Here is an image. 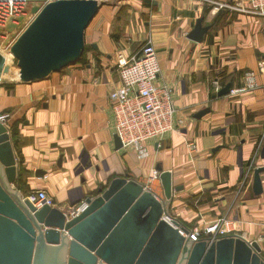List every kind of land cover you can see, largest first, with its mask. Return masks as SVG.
<instances>
[{
    "label": "crops",
    "instance_id": "obj_1",
    "mask_svg": "<svg viewBox=\"0 0 264 264\" xmlns=\"http://www.w3.org/2000/svg\"><path fill=\"white\" fill-rule=\"evenodd\" d=\"M107 2L85 30L77 64L43 81L0 87V121L23 175L19 192L45 190L69 215L125 177L164 200L159 177L151 179L161 169L182 187L169 207L181 227L193 232L232 220L233 235L256 242L264 258V171L261 194L252 188L254 170L264 169V18L196 0ZM198 19L208 28L201 43L188 39ZM149 41L161 66L156 83L174 93L178 130L147 142L146 158L138 159L130 149L115 151L109 95L120 86L117 58L136 55ZM248 73L254 89L218 96L226 85L244 87Z\"/></svg>",
    "mask_w": 264,
    "mask_h": 264
},
{
    "label": "water",
    "instance_id": "obj_2",
    "mask_svg": "<svg viewBox=\"0 0 264 264\" xmlns=\"http://www.w3.org/2000/svg\"><path fill=\"white\" fill-rule=\"evenodd\" d=\"M102 3L67 0L53 2L40 11L31 9L37 14L30 30L12 48L23 84L46 80L80 61L85 30ZM60 5L67 6L60 9ZM62 19L68 22L61 25ZM202 22L197 20L189 40L202 42L208 31ZM77 23L80 34L74 27ZM66 27L68 33L73 30L77 41L66 42ZM29 37L41 43L28 44ZM68 46H73L75 55L63 58L62 51ZM53 49L56 53L52 55ZM61 59L65 60L60 63ZM36 62L45 65L37 68ZM6 68L0 54V87ZM34 70L37 72L31 74ZM229 91L230 85H226L218 96ZM4 122L0 121V264H264L259 245L238 235L194 241L169 215L173 192L182 187L174 186L171 174L161 169L164 200L135 179L116 177L96 197H88L86 207L75 217L69 218L48 203L36 208L18 190L19 167ZM114 145L115 151L122 150L117 135ZM263 171L254 170L255 195L262 192Z\"/></svg>",
    "mask_w": 264,
    "mask_h": 264
},
{
    "label": "built area",
    "instance_id": "obj_3",
    "mask_svg": "<svg viewBox=\"0 0 264 264\" xmlns=\"http://www.w3.org/2000/svg\"><path fill=\"white\" fill-rule=\"evenodd\" d=\"M42 1L46 0H0V45L8 36L7 25L25 15L33 7L43 9L44 6H39V2ZM99 1L105 2L106 0ZM196 1L213 5L217 10L226 8L264 18V0H246V4L238 6L212 0ZM116 70L120 78V86L109 95L114 117V133L121 142L122 150L130 149L138 159H144L147 156L145 147L147 142L160 141L166 135L178 130L174 93L169 86L156 83L161 66L157 51L151 41L130 58L119 56L116 60ZM260 71H264L263 63L260 65ZM213 84L215 90L218 91L217 82ZM254 88V75L248 73L245 75L244 87L230 90L229 93L235 96ZM187 148L189 151L195 149L193 143H187ZM158 177L159 173L154 171L151 179ZM24 197L36 208L46 203L51 207L54 206L53 198L42 189H33ZM85 207L86 203L81 202L73 207L68 217H75ZM166 221L170 222V219L166 218ZM233 225L232 220L219 218L200 231L190 232L191 238L198 241L233 235Z\"/></svg>",
    "mask_w": 264,
    "mask_h": 264
},
{
    "label": "rangeland",
    "instance_id": "obj_4",
    "mask_svg": "<svg viewBox=\"0 0 264 264\" xmlns=\"http://www.w3.org/2000/svg\"><path fill=\"white\" fill-rule=\"evenodd\" d=\"M56 1H67V0H46L39 2V6H44L43 8L51 5V3ZM78 1H99V0H78ZM120 0H108V4H117ZM67 5H60V7L65 8ZM92 6V5H91ZM93 7V6H92ZM40 11V10H39ZM37 13H32L29 10L25 15L18 17L16 20L10 22L7 25V38L2 42L0 45V51L5 58H6V70L4 74V80L2 81L3 85H11L15 86L18 84H23L22 79L20 77V67H19V60L14 56L12 53V48L14 47L15 43L24 34L25 31L30 30V26L32 25ZM20 19V20H19ZM28 27V28H26ZM85 42V41H84ZM1 100V99H0ZM2 107V106H1Z\"/></svg>",
    "mask_w": 264,
    "mask_h": 264
},
{
    "label": "bare ground",
    "instance_id": "obj_5",
    "mask_svg": "<svg viewBox=\"0 0 264 264\" xmlns=\"http://www.w3.org/2000/svg\"><path fill=\"white\" fill-rule=\"evenodd\" d=\"M60 9H63L62 7H59ZM87 11H89V9H90V7L88 6L87 8ZM47 19V17L45 18V20ZM68 22V20H64V19H62L61 20V25H63V24H66ZM72 23H74V22H71L70 23V25H72ZM79 25V26H78ZM75 27V29H77V33L80 31V24L79 23H77L76 24V26H74ZM26 28H28V27H26ZM67 27L64 29V31H65V36H66V42H68V43H72V42H75V41H77V39H76V36L75 35H73V30H71L69 33L67 32ZM78 34H80V33H78ZM49 40V39H48ZM51 41H53V40H51ZM27 42H28V44L29 43H31L32 45H38V44H40L41 43V40H38V39H36V38H32V37H29L28 39H27ZM77 43V42H76ZM76 47V46H75ZM45 48H47V46H45ZM49 48H51V47H48L47 49H49ZM55 50L53 49L52 50V55H53V52H54ZM74 52H75V49L73 48V46H68L67 47V49L65 48L63 51H62V55H63V58H71V57H73L75 54H74ZM0 53H3V52H0ZM55 53H56V51H55ZM74 54V55H73ZM2 55V54H1ZM3 56V55H2ZM4 57V56H3ZM4 59H5V61H6V58L4 57ZM65 60V59H64ZM63 59H61L59 62L60 63H62L63 61H64ZM35 65H36V67L38 68V67H41V66H43V65H45V63L43 64L42 62H36L35 63ZM37 71L36 70H34V72H32L31 74H34V73H36ZM4 74V73H3ZM3 77V76H2ZM1 82H2V79H1Z\"/></svg>",
    "mask_w": 264,
    "mask_h": 264
},
{
    "label": "trees",
    "instance_id": "obj_6",
    "mask_svg": "<svg viewBox=\"0 0 264 264\" xmlns=\"http://www.w3.org/2000/svg\"><path fill=\"white\" fill-rule=\"evenodd\" d=\"M4 74H5V73H4ZM4 74H3V77H2V81L4 80ZM3 86H4V87H8V89H10L11 87H13V86H11V85H3ZM22 182H23V175L21 174L20 177H19V184L21 185Z\"/></svg>",
    "mask_w": 264,
    "mask_h": 264
}]
</instances>
